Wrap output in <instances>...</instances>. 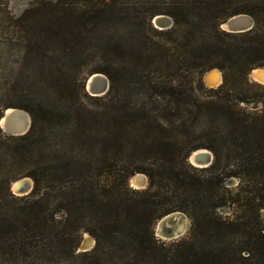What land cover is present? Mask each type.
Listing matches in <instances>:
<instances>
[{"label": "trees", "instance_id": "1", "mask_svg": "<svg viewBox=\"0 0 264 264\" xmlns=\"http://www.w3.org/2000/svg\"><path fill=\"white\" fill-rule=\"evenodd\" d=\"M239 14L252 18L251 30H219ZM155 15L171 27L156 30ZM149 20L162 42L117 45L122 60H135L94 71L110 80L104 106H37L24 135L0 142V264H264V88L247 78L264 68V0H167ZM210 69L221 84L210 101L192 99L193 81L202 86ZM151 73L170 78L152 86ZM129 79L165 105L128 106ZM196 133L203 137L191 142ZM198 149L213 156L207 168L187 163ZM136 174L144 189L129 187ZM23 177L33 188L14 196ZM174 212L188 217L189 234L162 243L154 227ZM83 233L93 248L76 253Z\"/></svg>", "mask_w": 264, "mask_h": 264}, {"label": "rangeland", "instance_id": "2", "mask_svg": "<svg viewBox=\"0 0 264 264\" xmlns=\"http://www.w3.org/2000/svg\"><path fill=\"white\" fill-rule=\"evenodd\" d=\"M166 1L0 0V117L7 109H18L29 116L31 124L28 110H34L40 105L54 109L83 106L88 111L94 110L97 106H104L102 98L109 90L110 80L105 74L94 71L101 69L106 63L112 62L116 68H119L120 61H131L132 63L135 60L134 55L122 60L116 53L117 45H140L146 40L145 38L151 39L154 43L162 42L156 34L148 32L146 23L150 12L158 10L159 6ZM219 30H221L220 27ZM218 72L221 76V72L219 70ZM204 73L200 77L202 86L197 80L193 81L190 94L192 99L201 102L210 101V90L218 87L205 85L202 82ZM93 75H102L107 80V91L95 98L88 95L84 88L87 79ZM144 76V79L151 81L152 86L158 87L170 78L164 74L152 73ZM247 78L250 83L264 88L263 85L253 81L250 75ZM127 81L131 90L127 93L125 100L128 106L143 104L159 107L165 105V100L157 96V91L151 92L146 86L137 89L132 83L133 79ZM120 82L123 86L124 81L119 80ZM119 94L123 97L122 92ZM121 96L119 99H122ZM243 106H246L248 110H260L262 104L249 103ZM161 115V111L153 113L158 121ZM189 122L192 123L188 124H198L194 119ZM61 124L60 132L64 126L67 127L65 121ZM53 132L56 130L54 129ZM10 137L18 136H11L0 129V142L7 145V138ZM202 137L203 135L196 133L189 139L191 142H199L197 140ZM53 139L48 142L49 148L54 145ZM53 150L56 149L53 148ZM131 178L128 182L129 187L140 190L133 186ZM104 180L108 181L106 178ZM236 184L237 181L233 179L228 186L234 188ZM58 216H61V213ZM184 218L183 234L178 239L187 236L190 231L191 222L185 215ZM166 227L171 228L170 225ZM154 229L157 234L161 230L157 223ZM155 237L162 243L168 244L175 241L166 240L159 234ZM85 239L87 245L91 246L92 240L86 233L82 234L80 243H83Z\"/></svg>", "mask_w": 264, "mask_h": 264}, {"label": "water", "instance_id": "3", "mask_svg": "<svg viewBox=\"0 0 264 264\" xmlns=\"http://www.w3.org/2000/svg\"><path fill=\"white\" fill-rule=\"evenodd\" d=\"M151 24L153 27L157 30H165L171 26V20L168 17H165L163 15H156L151 19ZM221 31L229 33V34H241L248 32L249 30L252 29L253 27V20L250 16L244 15V14H239L232 16L228 18L227 20L223 21L219 25ZM257 69L258 71V76L261 78V80H264V68H254L250 71L249 75L251 79L260 85H263L262 82H258L256 79L253 78V70ZM213 69L208 70L207 72L204 73L202 77V82L204 83V79L208 72H210ZM216 70V69H214ZM218 71V70H217ZM220 75V73H219ZM221 78V76H220ZM90 78L87 79L85 82L84 88L86 93L92 97H99L107 91V80L104 76L101 75V78L99 79L101 88H97L98 86L91 85L87 86ZM221 84V82H220ZM219 84V85H220ZM218 85V86H219ZM100 94L98 96H94L92 94ZM30 126V119L29 116L18 109H12V110H5L1 117H0V129L4 132L7 133L11 136H21L24 135ZM195 154L191 153L188 156V163L193 166L194 168H197L194 166V164L202 165V168H207L211 163L213 156L209 152H205V149H198L194 152ZM199 168V169H202ZM27 180L30 181V183L27 182ZM26 182L29 184L26 190L23 192H18L16 190V185ZM136 182L137 189H143L146 185V178L142 174H136L131 178V183ZM134 186V185H133ZM30 187V189H29ZM11 192L15 196H25L30 193L32 190V180L29 178H21L16 182H13L11 184ZM184 215L179 213V212H174L167 214L163 216L161 219H159L156 223L158 224L159 228L161 229L158 231V234L160 237H163L166 240H177L180 238L183 234V229H184ZM166 225H170V227H166ZM156 230L154 229V234L157 236L158 234L155 233ZM92 240V239H91ZM94 241L92 240V245L89 246L86 243V239L84 240L83 243H80L79 246L76 248V253H83V252H88L93 248Z\"/></svg>", "mask_w": 264, "mask_h": 264}, {"label": "bare ground", "instance_id": "4", "mask_svg": "<svg viewBox=\"0 0 264 264\" xmlns=\"http://www.w3.org/2000/svg\"><path fill=\"white\" fill-rule=\"evenodd\" d=\"M218 74H219V72L217 70H214V69L211 70L210 72H208V74L206 75V77L204 79V84L209 86V87L218 86L220 84V82H221L220 75H219V78H218ZM252 74H253V78L254 79H256L258 82H262L263 81L262 84H264V80H261V78H259V76H258L257 69L253 70ZM100 78H101V75H93V76H91L87 86H90V84L94 85V86L96 85V86H98L97 88L100 89L101 88V85L99 84L100 83V81H99ZM92 95L98 96L100 94L96 93V94H92ZM7 110H12V109H7ZM195 151H193L192 153L195 154L194 153ZM205 152L209 153L207 150H205ZM194 166L197 167V168H202L203 167L202 165H198V164H194ZM27 182L30 183L29 180H27ZM132 184L135 187L137 186L136 182H134ZM28 186H29V184H27L26 182H23V183H20V184L16 185V190L18 192H23L24 190L27 189ZM29 189H30V187H29ZM85 238H87V236Z\"/></svg>", "mask_w": 264, "mask_h": 264}]
</instances>
